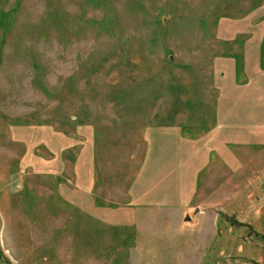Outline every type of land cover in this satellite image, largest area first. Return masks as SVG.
Instances as JSON below:
<instances>
[{
	"label": "rangeland",
	"instance_id": "1",
	"mask_svg": "<svg viewBox=\"0 0 264 264\" xmlns=\"http://www.w3.org/2000/svg\"><path fill=\"white\" fill-rule=\"evenodd\" d=\"M0 264H264V0H0Z\"/></svg>",
	"mask_w": 264,
	"mask_h": 264
},
{
	"label": "crops",
	"instance_id": "2",
	"mask_svg": "<svg viewBox=\"0 0 264 264\" xmlns=\"http://www.w3.org/2000/svg\"><path fill=\"white\" fill-rule=\"evenodd\" d=\"M60 164H61V162L59 161V165ZM50 167H52V166L48 165V168H50ZM82 167H84L83 172H85V174H86V180H84V179H82L80 177V175H79L80 173L79 172H81L82 170L78 172V170L76 169L77 168L76 162L74 163L73 168H75V170H74L75 171V176L80 179L82 184H77V187H72V189H71V187L67 188V194L69 196V199L72 200L73 198H80L82 195L84 196V194H87L89 196V200L87 201L88 202V207H91L92 209L103 210L106 207L119 208V206L116 205V204H105V203L97 200L94 197L93 192H94L95 188L92 187V186L96 183V181H100L99 180L100 177H97V168L95 167V164L93 163V158H92V161L89 160V165L88 166L86 164H83ZM94 169H95V174L93 175L92 171ZM87 185L90 186L89 189H87ZM79 188H82L83 190L81 192L77 193L76 191L79 190ZM126 190H127L128 195H132V197L128 199V203H126V206L124 207L123 212L125 213V215H130L132 213L133 207H135L137 204H140V202L138 200L142 198V195H144V193H143L142 190L139 189V184L136 183V180L132 181V183L129 184V186L126 188ZM162 194H165V193H162ZM160 196L163 197V195H160ZM167 196H171V194L166 195L164 197H167ZM148 204H145V205L149 206V207L150 206H154L150 202ZM155 206H157V205H155ZM180 207L181 206L179 204L178 205H174L173 207L170 204L169 206H167V209H169V208H180ZM158 209H161V208H158ZM187 213L188 212L185 213L186 216L188 215ZM218 234H219V232H218Z\"/></svg>",
	"mask_w": 264,
	"mask_h": 264
},
{
	"label": "trees",
	"instance_id": "3",
	"mask_svg": "<svg viewBox=\"0 0 264 264\" xmlns=\"http://www.w3.org/2000/svg\"><path fill=\"white\" fill-rule=\"evenodd\" d=\"M92 158H93V156H92ZM93 163H94V159H93ZM81 168H82V165H80V170H81ZM77 169V168H76ZM80 173V172H79ZM94 175V174H93ZM92 187H94V185L92 186ZM90 188V186H88L87 185V189H89ZM83 189L82 188H79V190H77L76 192L77 193H79V192H81Z\"/></svg>",
	"mask_w": 264,
	"mask_h": 264
},
{
	"label": "water",
	"instance_id": "4",
	"mask_svg": "<svg viewBox=\"0 0 264 264\" xmlns=\"http://www.w3.org/2000/svg\"><path fill=\"white\" fill-rule=\"evenodd\" d=\"M196 209H197V208H196ZM185 219H186V220H189V219H190V216L187 215V216L185 217Z\"/></svg>",
	"mask_w": 264,
	"mask_h": 264
}]
</instances>
